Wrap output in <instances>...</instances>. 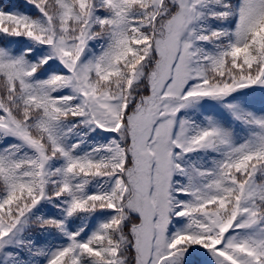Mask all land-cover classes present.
<instances>
[{"label": "snow or ice", "instance_id": "snow-or-ice-1", "mask_svg": "<svg viewBox=\"0 0 264 264\" xmlns=\"http://www.w3.org/2000/svg\"><path fill=\"white\" fill-rule=\"evenodd\" d=\"M0 264H264V0H0Z\"/></svg>", "mask_w": 264, "mask_h": 264}]
</instances>
